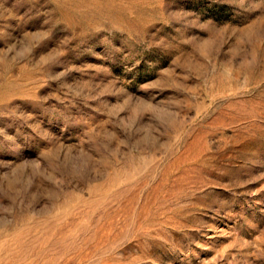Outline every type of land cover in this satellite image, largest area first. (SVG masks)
<instances>
[{"label": "rangeland", "instance_id": "rangeland-1", "mask_svg": "<svg viewBox=\"0 0 264 264\" xmlns=\"http://www.w3.org/2000/svg\"><path fill=\"white\" fill-rule=\"evenodd\" d=\"M0 264H264V0H0Z\"/></svg>", "mask_w": 264, "mask_h": 264}]
</instances>
